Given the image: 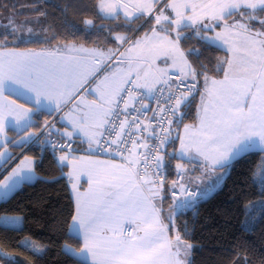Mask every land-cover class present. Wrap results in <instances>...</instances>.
I'll return each mask as SVG.
<instances>
[{
	"label": "snow or ice",
	"instance_id": "1",
	"mask_svg": "<svg viewBox=\"0 0 264 264\" xmlns=\"http://www.w3.org/2000/svg\"><path fill=\"white\" fill-rule=\"evenodd\" d=\"M93 10L117 28L131 30L142 17L137 32L151 27L136 39L109 29L105 39L116 48L106 51L53 46L47 39V47L21 48L32 42L31 29L24 36L11 21L0 29V157L7 163L14 158L9 143L23 147L37 136L62 153L72 196L64 223L78 237L80 247L72 250L83 264H190L193 245L182 240L175 217L198 198L192 187L200 176L192 173L198 168L201 176H222L234 157L264 145V18L257 15L264 13V0H97ZM253 22L260 28L254 30ZM82 25L85 31L96 27L91 19ZM186 30L220 45L225 55L212 70L218 68L221 78H210L202 62L199 69L191 66L188 56L203 53L184 50ZM86 87L94 99L81 95ZM6 92L19 93L33 107ZM149 97L156 109L144 103ZM42 108L55 118L35 120ZM189 115L194 122L184 123ZM9 117L21 129L16 138L7 137ZM60 122L67 127H56ZM33 123L39 132L28 131ZM173 159L177 178L169 179ZM34 163L23 155L0 183L5 194L31 180Z\"/></svg>",
	"mask_w": 264,
	"mask_h": 264
},
{
	"label": "trees",
	"instance_id": "2",
	"mask_svg": "<svg viewBox=\"0 0 264 264\" xmlns=\"http://www.w3.org/2000/svg\"><path fill=\"white\" fill-rule=\"evenodd\" d=\"M96 2L97 0H0V18L8 16L12 19L30 14L41 16L46 37L20 45L31 48L48 46L44 42L46 39L53 46L75 42L99 48L113 47L116 44L105 39V33L109 29L114 34L121 32L133 37L151 27L148 25L137 32V27L144 23L142 17L134 21L131 30L117 28L116 21L97 17L93 10ZM84 19L94 20L96 27H89L85 31L82 25ZM120 21L118 22L125 23L123 17ZM101 26H104L103 30ZM53 36L55 39H51ZM182 46L185 51L195 48L203 53L199 57L195 54L188 56L193 68L199 69L202 62L206 66L207 75L221 78L222 73L218 68L212 70L216 67V60L225 55L221 47L202 41L190 30H186ZM41 113L36 114V120H52L54 117V114ZM189 122H194L193 115L184 118V123ZM33 127L39 132L35 123ZM15 134L11 130V136ZM42 137L39 141H43ZM174 147H178L177 142ZM169 148L168 152L172 147ZM23 149H26V154L35 158L39 178L35 182L25 183L9 198L0 201V218L3 215L24 217L21 228L7 227L0 223V262L83 264V259L63 248L65 244L76 249L80 245L77 243L78 237L69 232L64 223L71 208L72 196L69 193V181L64 176V168L57 157L60 152L33 144L16 147L15 155ZM261 158L260 151L249 152L246 158H236L226 179L216 191L198 201L192 208L176 215V229L180 231L184 241L193 245L191 264H264V210L251 228L244 225L247 204L260 197L264 198V185L260 188L256 181ZM175 163L176 160L173 159L166 169L169 179H176ZM168 203L171 201H167L165 207ZM25 237H31L46 246L44 253L39 255L30 247L22 245L21 241Z\"/></svg>",
	"mask_w": 264,
	"mask_h": 264
},
{
	"label": "rangeland",
	"instance_id": "3",
	"mask_svg": "<svg viewBox=\"0 0 264 264\" xmlns=\"http://www.w3.org/2000/svg\"><path fill=\"white\" fill-rule=\"evenodd\" d=\"M22 12L24 10H21ZM27 11V10H25ZM261 18H264V14L259 15ZM42 17L36 14L33 15H25V16H18V17H13L12 19L8 16H2L0 18V26L5 27H11L12 25H10V21L13 22V24L17 25V26H22V30H23V35L24 36H28V29L32 30V40H40L41 38L46 37V32L44 30V26H43V21H42ZM121 22V21H119ZM253 28L254 30L259 29L260 25L258 23L253 22ZM220 29H217V31H219ZM148 32V31H144L140 34H135L133 36L134 39L136 38H140L143 37L144 34ZM115 35H120V36H124V33H115ZM207 35H211L210 33H208ZM211 44H214L216 46L220 45L216 42H211V41H207ZM116 46H113L112 49H115ZM189 60V59H188ZM160 67H164L163 64H160L158 62ZM172 73H175V71H173ZM209 76V75H208ZM210 78H217L219 79V77L216 76H209ZM193 122H189L187 124H191ZM41 137L38 136L37 139ZM36 141V140H35ZM34 141V142H35ZM253 151H260L262 152V158L261 161L259 163V167L257 169V173H256V181L259 185L260 188L263 187L264 185V145H260L259 142H257V146L253 149L250 150V152ZM170 152H172V149L170 150ZM62 153H58L57 157L59 160V156ZM84 154V153H81ZM103 158V157H101ZM106 159V158H104ZM60 164L63 166L64 168V176L66 177V173L70 170L65 164L64 162H61L59 160ZM185 163H187V161H185ZM199 161L198 160H194L193 164H198ZM199 172V169L197 168V170ZM196 171H194L192 174H195ZM210 173L205 174L204 177H208ZM39 178V176L36 173L35 178H32V180H30V182L28 183H32L35 182L37 179ZM87 177H83L81 179V184L83 185V188L87 187V183H86ZM83 188L81 190H83ZM264 210V198L260 197L257 200L251 201L250 203L247 204V215L244 221V225L247 228H251L256 219H258V217L260 216L261 212ZM8 217H5V219H1L0 218V223L4 226L7 227H13V228H21L23 226V222H24V217L22 215H6ZM72 233V232H71ZM75 235V234H74ZM22 245L30 247L33 251H35V253L37 254H42L44 253L46 246L41 245L39 242H37L36 240H34L31 237H25L22 241H21ZM69 248H65L66 251L70 252L72 255H75L77 257H79L72 249H76L75 247H73L72 245H69ZM190 257H191V250H190ZM192 259V258H191Z\"/></svg>",
	"mask_w": 264,
	"mask_h": 264
},
{
	"label": "crops",
	"instance_id": "4",
	"mask_svg": "<svg viewBox=\"0 0 264 264\" xmlns=\"http://www.w3.org/2000/svg\"><path fill=\"white\" fill-rule=\"evenodd\" d=\"M257 15H260V13H257ZM74 43L75 42H70V43H65V44H74ZM75 44L83 45V44H79V43H75ZM84 46H86V45H84ZM43 47H47V46H43ZM86 47L96 48V49H100L102 51H106L107 49H112L113 48V47H102V48H99V47H96V46H86ZM21 48H23V47H21ZM39 48H42V47H38L36 49H39ZM121 51H123V49H121ZM170 74H172V73H170ZM93 87H94V85H93ZM81 95L82 96H86V98L89 99V100L95 98L93 95L90 94L89 89L87 87L81 93ZM5 96L8 97L9 99L15 100L17 102V104H19V105H23L25 107H33V104L30 101H28L26 98L22 97L19 93L6 92ZM0 103H2V100H0ZM48 111L49 110L47 108H42L41 109V112L48 113ZM54 118H55V114H54L53 119ZM34 119L36 120V115H35ZM56 127L62 129L63 127H67V125L64 122H60V123H58L56 125ZM11 130L16 132L15 136L14 135L11 136ZM5 131L7 133V137L9 139H11V138L18 137V134L21 132V129L16 125L14 118L13 117H9L8 121L5 124ZM28 131H36V130L32 126V127L28 128ZM37 137H32L31 141L28 144H26V145L27 146L31 145L35 140H37ZM40 138L38 140H40ZM43 141H44V138H43ZM3 142H4L3 140H0V143H3ZM12 146L10 144L7 145V147L10 149L9 155H13L14 154V158L12 160H9V161H7V163H5V158L4 157H0V183L7 182V178L11 174L12 169L15 168L17 164H19V161H20V159L23 158V155H27L29 157H32V156H30V155L25 153L26 149H23L21 152H19V153H17L15 155V152H16L15 148L16 147H20V146H15V147H12ZM178 147H179V144H178ZM0 151H4V149L0 148ZM32 158L35 160L34 157H32ZM183 159H184V161H188L187 157H184ZM235 159L236 158L234 157L233 161ZM233 161L229 162L230 165L233 163ZM35 164H36V160H35V163L32 165V172L30 173L31 180H32V178H35V176H36ZM229 170H230V167L227 168V171H226L225 174H223L222 176H219V177L216 174H213V173H210L208 177H204V175L201 176L200 172H198V171H196L195 174H192L193 176H200L199 183L194 185V186L199 187V189H200V192H201V199L200 200L210 196L214 191H216L222 185V183L224 182V180L226 179V177H227V175L229 173ZM217 171L218 172H224V170H222V169H218ZM217 180L219 181L218 183H217ZM27 182H30V180H22L21 183L16 185V187L12 188L10 191H7V194H5V189L0 187V201L6 200L7 198H9L16 190L22 188L23 185L25 183H27ZM188 209H180L179 212L180 211H187ZM5 217H8V216L3 215L1 217V219H5ZM73 234H75V233H73ZM184 242H186V241H184ZM186 243H188V242H186ZM79 258L83 259V257H81V256H79ZM191 258H192V248H191V257H189L190 264H191V260H192ZM0 264H2V263L0 262Z\"/></svg>",
	"mask_w": 264,
	"mask_h": 264
},
{
	"label": "built area",
	"instance_id": "5",
	"mask_svg": "<svg viewBox=\"0 0 264 264\" xmlns=\"http://www.w3.org/2000/svg\"><path fill=\"white\" fill-rule=\"evenodd\" d=\"M170 75L172 76L173 79L176 78V74H175V73H172V74H170ZM144 93H145V95H147V90H144ZM159 95H160V98H161V103L163 104V96H166V95H167V92H164L163 94H159ZM144 103H145L146 105H148L151 109H156V108L158 107V105L154 102L153 98H151V97L145 99V100H144ZM132 115L135 116L136 113H133ZM147 115H148L149 117H151V116L153 115V112L150 111V112L147 113ZM141 120H144V117H143V116H141ZM144 122H145V123H148V121H146V120H145ZM153 123H155V122H153ZM39 138H40V137H39ZM39 138H38V139H39ZM38 139H37L35 142H33L32 145H33V144H35V145H39V146H42V147L48 148V149H50V150L53 151V152H59V151H57L56 149H54V148L51 146L50 143H48V142H42V141H39ZM51 139H52V140H55L56 137L53 136ZM103 158H107V157H103ZM176 178H177V177H176ZM192 191L198 193V198L194 201V205H195V204L201 199V192H200L199 187H197V186H193V187H192ZM190 208H191V207H190Z\"/></svg>",
	"mask_w": 264,
	"mask_h": 264
}]
</instances>
